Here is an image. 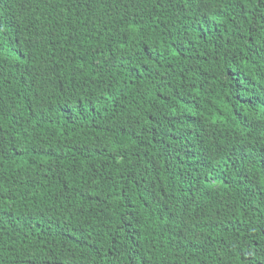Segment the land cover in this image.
Wrapping results in <instances>:
<instances>
[{
    "label": "trees",
    "instance_id": "obj_1",
    "mask_svg": "<svg viewBox=\"0 0 264 264\" xmlns=\"http://www.w3.org/2000/svg\"><path fill=\"white\" fill-rule=\"evenodd\" d=\"M0 264H264V0H0Z\"/></svg>",
    "mask_w": 264,
    "mask_h": 264
}]
</instances>
